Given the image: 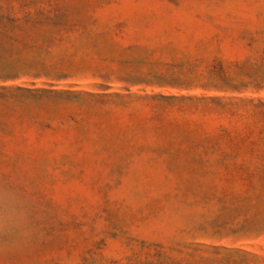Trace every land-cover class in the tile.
Listing matches in <instances>:
<instances>
[{
    "label": "rangeland",
    "instance_id": "374dc122",
    "mask_svg": "<svg viewBox=\"0 0 264 264\" xmlns=\"http://www.w3.org/2000/svg\"><path fill=\"white\" fill-rule=\"evenodd\" d=\"M7 75L17 86L243 101L162 115L139 101L107 121L149 144L153 125L221 139L238 168L0 166V264H264V0H0Z\"/></svg>",
    "mask_w": 264,
    "mask_h": 264
},
{
    "label": "trees",
    "instance_id": "16d2710c",
    "mask_svg": "<svg viewBox=\"0 0 264 264\" xmlns=\"http://www.w3.org/2000/svg\"><path fill=\"white\" fill-rule=\"evenodd\" d=\"M210 75L217 80L226 77L216 67ZM16 80V75L0 77V166L20 168L24 162H33L39 169H73L82 168L83 162H98L127 169L144 160L165 169L238 168L240 155L221 139L161 133L153 125L149 144L129 132L110 130L107 121L114 111L139 101L150 102L162 115L220 114L243 100L204 94L141 97L7 84Z\"/></svg>",
    "mask_w": 264,
    "mask_h": 264
}]
</instances>
